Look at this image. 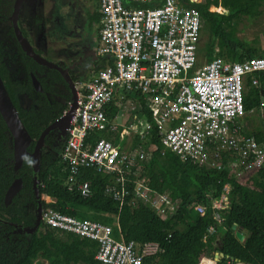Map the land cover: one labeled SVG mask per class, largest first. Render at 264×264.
Instances as JSON below:
<instances>
[{
    "label": "trees",
    "instance_id": "obj_1",
    "mask_svg": "<svg viewBox=\"0 0 264 264\" xmlns=\"http://www.w3.org/2000/svg\"><path fill=\"white\" fill-rule=\"evenodd\" d=\"M155 2L134 6L148 8L159 3ZM189 5L199 11L204 28L210 34L206 51L209 61L213 57H221L226 62L264 58V51L257 52L255 46L235 37L234 27L242 17L252 20L263 16L264 0H204ZM211 6L213 9L222 8L223 13L210 12ZM216 42L218 53L214 52ZM1 57L0 53V60ZM21 61L26 73H43L44 68L30 58L24 56ZM99 61L95 64L96 71L113 64L111 57ZM1 65L0 75L9 97L33 139L27 149L32 154L42 132L68 110L72 99L70 89L59 72L47 70L46 77L39 78L43 92L36 93L29 78L27 82H12ZM71 77L75 80L73 75ZM256 78L259 86H253L250 78L245 84V113L264 108V74H256ZM125 95L127 100H133L141 107L142 132L136 145L142 143L148 148L144 160L132 168L134 175L127 182L132 189L135 181L141 180L153 196L168 194L169 213L160 214L142 204L134 206L131 195L123 205L119 204L106 192L111 177L92 168H82L78 175L80 181L91 185V196L83 198L76 189L69 190L66 182L70 172L58 150L54 154L45 149L50 142L49 136L44 139L41 153L37 196L32 163L24 160L22 167L14 171L11 134L0 115V264H35L40 258L50 264H101L95 259L96 241L57 231L42 223L33 230L37 222L38 200L43 208L112 226L117 240L135 242L139 251L145 245H156L157 251L144 257L142 264H228L226 257L248 264H264V154L257 158L243 146L246 138L264 144V129L247 135L240 127L242 120L238 119L234 123L240 134L238 147L236 143L230 149L212 154L211 158L218 162L214 168L181 163L163 147L157 128L147 130V126L154 122L158 105L141 90ZM21 96L32 99L29 108L20 104ZM51 97L61 100H52ZM116 100L109 106L107 119L117 117L120 111ZM115 134L103 125L89 135L88 143L104 137L114 140ZM27 157L32 161L30 156ZM228 163L234 164V172L218 168V165L227 166ZM18 178L22 179V189L6 206L5 194ZM225 194L229 197V209L222 217L227 231L221 234L212 207ZM233 225L245 233L244 242L232 232ZM210 226L216 227L219 236L217 233L207 234ZM216 252L223 257L214 259Z\"/></svg>",
    "mask_w": 264,
    "mask_h": 264
},
{
    "label": "built area",
    "instance_id": "obj_2",
    "mask_svg": "<svg viewBox=\"0 0 264 264\" xmlns=\"http://www.w3.org/2000/svg\"><path fill=\"white\" fill-rule=\"evenodd\" d=\"M127 1L129 5L124 0H99L97 55L113 58V64H107L83 85L60 158L70 172L68 189H76L83 198L91 196L92 189L78 175L82 168H92L111 177L106 192L119 204L123 205L131 195L134 206L142 204L167 214L171 207L168 194L153 196L141 180H136L132 189L127 182L134 175L132 168L146 156L145 144L124 151L107 138L88 143L89 135L116 121L117 117H106L115 94L124 100L126 92L141 90L158 105L154 122L147 130L157 128L163 147L181 163L209 167L212 161L215 167L218 162L211 158L212 154L230 149L240 140L236 135L235 141L233 134H239L235 121L246 114L245 84L250 78L253 86H259L256 74H264V58L226 62L215 57L197 72L203 22L199 11L189 3L202 0H156L157 5L140 9L134 5L154 0ZM258 110L264 117V108ZM129 128L134 130L133 125ZM109 130L116 132L114 128ZM128 130L133 131L125 129L126 135ZM243 146L257 158L264 154V144L252 138H246ZM218 168L232 171L234 164ZM212 209L222 234L227 231L222 214L229 209L228 195L215 201ZM41 223L96 241L95 259L101 264H142L144 257L157 250L156 245L148 244L139 251L135 242L117 240L110 225L77 219L49 207L43 208ZM216 233L215 226L208 228L209 236ZM154 246L156 250L151 251ZM213 256L218 260L223 254L216 252ZM226 258L228 264H248Z\"/></svg>",
    "mask_w": 264,
    "mask_h": 264
},
{
    "label": "flooded vegetation",
    "instance_id": "obj_3",
    "mask_svg": "<svg viewBox=\"0 0 264 264\" xmlns=\"http://www.w3.org/2000/svg\"><path fill=\"white\" fill-rule=\"evenodd\" d=\"M16 2L17 0H0V53L2 56L0 64H2L1 66H3V68L7 71L9 80L12 82H27L29 78L34 91L36 93H42L43 88L41 92L36 91L33 84V78H36L42 87L39 78H45L47 70H53L37 63L39 66L44 68L41 75L31 71L26 73L21 59L24 56L30 58L31 60L33 59L25 53L17 37L20 30L30 47L42 59L49 61L48 59L50 57H55L58 63L56 62L54 64H58L64 70H67L70 77L73 75L75 80H73L72 77L71 79L77 88L76 82L78 80L75 73H73L74 69L76 70L77 68L78 71H82L83 73L85 72V77H90V71L95 68L94 63L98 62L96 52H94L95 58H93L90 62L84 60L80 63L77 56L81 53V51H84L87 45H89L90 39H88V31L94 28V30H92L94 31V36L95 38H98L100 33V16L98 11L99 4L96 8L95 3H92V0H22L18 16H14ZM14 18H16V24L14 23ZM65 20L71 21V25L70 27H67V31L64 30ZM58 46L59 50L57 49ZM68 59L69 64L65 65L64 62ZM13 61H15L18 65L16 71L22 75L21 79H16L14 77L15 74L12 69L14 68V66H12V64H14ZM82 89L77 88L78 97ZM54 98L59 101L61 99L57 97ZM25 100H28L29 102L28 107L23 106V101ZM71 101L73 102L72 99ZM72 102L71 104L69 103L70 106L72 105ZM20 104L24 108H29L32 105V99L27 96H21ZM67 111H65L64 114ZM62 126H64V124ZM65 126V133H67L70 121ZM61 130L62 128L56 129L55 131L50 132L48 136L50 137L51 134L57 131L61 132ZM66 137L67 135L65 137L59 136V139H61V147L58 150V155L61 154L62 148L66 142ZM43 148L42 150H44Z\"/></svg>",
    "mask_w": 264,
    "mask_h": 264
},
{
    "label": "rangeland",
    "instance_id": "obj_4",
    "mask_svg": "<svg viewBox=\"0 0 264 264\" xmlns=\"http://www.w3.org/2000/svg\"><path fill=\"white\" fill-rule=\"evenodd\" d=\"M90 1V0H88ZM200 2V1H199ZM203 2V0L201 1ZM92 3H95V6L97 8V5L99 4V0H92ZM262 10L264 9V5L261 8ZM210 12H214L216 13L217 11L215 9H213V6H211L209 8ZM219 13V12H217ZM63 14V12H62ZM66 17V16H65ZM64 20V19H63ZM71 25V21L65 20L64 21V30L67 31V27H70ZM235 37H237L239 40L246 42L248 45H253L256 47L257 52H262L264 51V15L261 16L258 19H248V17H242V21L238 22L237 25L235 24ZM202 35H201V40L199 42V49H198V62H197V68L195 71L200 72L204 69L205 65H206V60H207V55H206V51H207V46L208 43L210 42V34L208 33V30L206 28H204V25L202 27ZM92 30H94V28H92ZM88 31L87 33L89 34L88 39H90L89 45L86 46V48L84 49V51H81V53L77 56L78 57V61L80 63H82L84 60H87L88 62L92 61L93 58H95L94 52L96 50V48L98 47V39L95 38L94 36V31ZM59 48V46L57 47V49ZM215 51L217 52L218 46H217V42L215 43ZM59 50V49H58ZM86 54V55H85ZM50 55V54H49ZM48 55V56H49ZM85 55V56H84ZM49 61L56 63V59L55 57H50L48 59ZM14 64H12V66H14L13 72L15 74V78L16 79H21L22 75L19 74L18 71H16L17 69V63L15 61H13ZM58 63V62H57ZM65 65L69 64V59L66 60L64 62ZM91 74L90 76L94 75L95 71L91 70L90 71ZM75 76L77 78V88L82 89L83 85L89 81V78L91 77H85L84 73L82 71H78L77 68L76 70L74 69ZM88 73V71H87ZM86 73V74H87ZM115 98L116 100V106L118 108H120V110H122L123 112V116H122V121L123 124H118L117 121H114L112 123H107L104 124V127H107V129L109 128H114L113 131L116 130V134L114 137V143L120 147L122 150L127 151L129 149H131V147L136 145V142L140 141L139 140V135L142 132L141 131V115H140V110L141 107L139 106V104H137L136 102H134L133 100H127V98L123 99H119L120 95L119 94H115ZM52 100H56L54 97H51ZM61 100V99H60ZM72 101H70L71 104ZM69 104V106H70ZM29 102L28 100L23 101V106L28 107ZM242 120V121H241ZM240 127L242 128V130L247 134L250 135L252 133H257L259 131H262L264 129V117L262 116L261 112L257 109L254 110L250 113H246L242 116V118H240ZM237 122V121H236ZM130 125L134 126V130L133 128H129ZM116 127V129H115ZM125 129H131L133 130L132 133L130 130H128L129 134L126 135L124 133ZM59 134L60 132H55L53 134H51V136L49 137V143L47 145H45V149L47 152H51L55 154V149L56 152L57 150L60 149L61 147V139H59ZM131 134V135H130ZM236 135L239 137L240 134L234 133L233 137L234 140L236 141ZM132 137V138H131ZM105 138V137H104ZM237 143H239V141H237ZM146 148V154L148 153V148L145 145ZM230 162V161H229ZM209 167H213L214 168V163L212 161L209 162ZM231 172H234V170H232ZM154 248V247H152ZM35 264H50L48 261L40 258L38 259V261H36Z\"/></svg>",
    "mask_w": 264,
    "mask_h": 264
},
{
    "label": "water",
    "instance_id": "obj_5",
    "mask_svg": "<svg viewBox=\"0 0 264 264\" xmlns=\"http://www.w3.org/2000/svg\"><path fill=\"white\" fill-rule=\"evenodd\" d=\"M22 0H17L15 9H14V16H18L19 13V7ZM223 11L221 12V14ZM14 23L16 24V18H14ZM17 37L25 51V53L31 57L36 63H38L41 66H46L50 69H53L57 72H59L64 81L68 84V87L70 88V91L72 93V105L70 106L69 110L59 119H57L55 122L51 123L40 135L39 139L35 142V147L33 153H28L27 149L29 146L33 143V139L27 132L24 124L22 123V120L20 119V116L18 114V111L16 110L14 104L12 103L9 94L7 92V89L4 85V82L2 81L0 77V115L3 118L8 131L11 134L12 138V149H13V158H14V171H18L23 164V157L24 156H30L32 158V171L34 174V190L39 196V173H40V159H41V153L42 148L44 147V139L48 134L52 131H55L56 129L62 128L59 136L65 137V128L66 124L69 123V121L72 119L76 109H77V88L75 84L73 83L69 72L67 70H64L62 67H60L58 64H54L52 62H49L45 59H42L27 43V40L22 35L21 31L19 30ZM33 84L36 89V91L41 92L42 87L38 80L36 78H33ZM122 110L118 112L117 115V123L121 124L122 122ZM64 124V126H62ZM68 127V126H67ZM22 179L18 178L14 180L12 185L9 187L8 191L5 194V205L8 206L11 204L13 198L21 191L22 189ZM43 206L40 200H38V208H37V222L36 227L33 230H36L37 227L41 223V214H42ZM232 232H234L236 238L240 242H244L245 240V233L237 227V225H233Z\"/></svg>",
    "mask_w": 264,
    "mask_h": 264
},
{
    "label": "crops",
    "instance_id": "obj_6",
    "mask_svg": "<svg viewBox=\"0 0 264 264\" xmlns=\"http://www.w3.org/2000/svg\"><path fill=\"white\" fill-rule=\"evenodd\" d=\"M124 2H125L126 4H128V5L130 4L127 0H124ZM219 9H222V8L219 7ZM215 10L217 11V8H216ZM98 11H99V8H98ZM222 11H223V9H222ZM219 13H220V12H219ZM99 16H100V15H99ZM201 18H202V17H201ZM99 25H100V18H99ZM201 33H202V32H201ZM201 35H202V34H201ZM97 39H98V47H99V35H98V38H97ZM98 47H97L96 50H95L96 54H97V49H98ZM96 56L98 57V63L100 62V61H99L100 58H105V57H100V56H98V55H96ZM218 58H221V57H218ZM213 59H214V57H213ZM213 59H212V60H213ZM221 59H222V58H221ZM223 60H224V59H223ZM207 61H208V59L206 60V62H207ZM235 62H236V61H235ZM94 64H97V62L94 63ZM95 66H96V65H95ZM102 69H103V68H102ZM96 70H97V69L94 68V71H95L94 75H96V74L98 73V71H96ZM99 70H101V68H100ZM94 75H92V76H90V77L92 78ZM91 78H89V80H90ZM121 124L124 125V124H123V121L121 122ZM119 125H120V124H119ZM236 125H237V124H236ZM238 131H239V130H238ZM155 247H156V246H154V248H151V251H155V250H156Z\"/></svg>",
    "mask_w": 264,
    "mask_h": 264
},
{
    "label": "clouds",
    "instance_id": "obj_7",
    "mask_svg": "<svg viewBox=\"0 0 264 264\" xmlns=\"http://www.w3.org/2000/svg\"><path fill=\"white\" fill-rule=\"evenodd\" d=\"M123 114V113H122ZM118 115V114H117ZM117 120V119H116ZM23 159L27 162V163H29V164H31L32 163V161H31V159L29 158V157H27V156H24L23 157ZM157 251V250H156ZM155 251V252H156Z\"/></svg>",
    "mask_w": 264,
    "mask_h": 264
},
{
    "label": "bare ground",
    "instance_id": "obj_8",
    "mask_svg": "<svg viewBox=\"0 0 264 264\" xmlns=\"http://www.w3.org/2000/svg\"><path fill=\"white\" fill-rule=\"evenodd\" d=\"M215 9H216V8H215ZM217 12H220V13H221V12H222V10H221V9H219V8H217Z\"/></svg>",
    "mask_w": 264,
    "mask_h": 264
}]
</instances>
